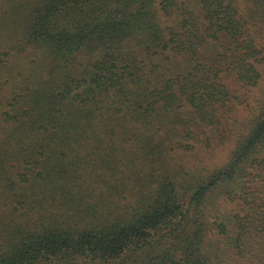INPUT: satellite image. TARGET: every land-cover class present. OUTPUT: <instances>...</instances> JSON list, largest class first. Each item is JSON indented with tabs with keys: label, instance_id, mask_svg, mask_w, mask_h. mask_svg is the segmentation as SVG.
I'll return each instance as SVG.
<instances>
[{
	"label": "trees",
	"instance_id": "trees-1",
	"mask_svg": "<svg viewBox=\"0 0 264 264\" xmlns=\"http://www.w3.org/2000/svg\"><path fill=\"white\" fill-rule=\"evenodd\" d=\"M0 264H264V0H0Z\"/></svg>",
	"mask_w": 264,
	"mask_h": 264
},
{
	"label": "rangeland",
	"instance_id": "rangeland-1",
	"mask_svg": "<svg viewBox=\"0 0 264 264\" xmlns=\"http://www.w3.org/2000/svg\"><path fill=\"white\" fill-rule=\"evenodd\" d=\"M258 94H259L258 89H256L255 91H250L249 96L247 98V102L239 105L238 110H236V112H234V114H229V116L232 115V118L230 120H227L230 127L233 128L234 126H239V124L243 120H245V118L247 117L248 112L250 110V107H252V105L254 104V96H256ZM231 145H232V143L229 140H226L225 142H223L219 145H215L216 149L214 150V159L212 158L213 160H211L212 155L210 153L207 155H205V153H204V155H202V157L205 161H208L209 163H212V161H217V163H222L227 159V157L230 153L229 151L232 148ZM193 155L194 154H190L188 157L192 156L193 159H196V156H193ZM193 161H195V160H193Z\"/></svg>",
	"mask_w": 264,
	"mask_h": 264
}]
</instances>
